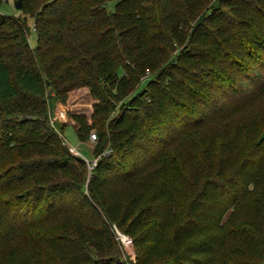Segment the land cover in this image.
<instances>
[{"label":"trees","instance_id":"obj_1","mask_svg":"<svg viewBox=\"0 0 264 264\" xmlns=\"http://www.w3.org/2000/svg\"><path fill=\"white\" fill-rule=\"evenodd\" d=\"M19 11L0 16V264H264V134L239 157L235 137L179 148L264 93V0H21ZM81 88L90 123L68 118L81 143L94 131L90 161L50 123L51 102ZM172 154L175 196L161 185L120 206L103 194ZM240 208L248 228H224ZM110 226L132 238L134 263ZM22 234L29 250L7 255Z\"/></svg>","mask_w":264,"mask_h":264},{"label":"rangeland","instance_id":"obj_2","mask_svg":"<svg viewBox=\"0 0 264 264\" xmlns=\"http://www.w3.org/2000/svg\"><path fill=\"white\" fill-rule=\"evenodd\" d=\"M16 0H0V16L7 18H18L20 11L14 8ZM108 9H112V4L108 5ZM28 27V44L30 48L35 45V35L32 29L31 19H27ZM94 101L90 97L86 88L76 89L67 95L66 102L62 105L58 102H51L52 108L50 111L51 120L50 123L54 125L56 131L60 133L62 140L67 148L77 150L84 160L90 161L92 158V150L95 143L85 141L81 143L75 133L74 127L71 124L68 116L71 114L83 115L88 123L92 114V105ZM62 112L63 117L58 116ZM65 125L61 130L59 127ZM94 131L92 130L91 133ZM90 133V134H91ZM221 135V136H216ZM264 134V93L260 94L256 99L249 103L240 104L233 108L222 117L220 120L200 130L196 136L187 138L182 142L179 147L184 152H189L190 148L196 146L195 139H206L210 136L215 137H226L227 140H231L234 137L237 138V142L234 144L233 149L236 157L246 150L247 147L255 144ZM79 156V157H80ZM181 161L176 159L172 154L165 160L164 166H154L148 173L140 178L127 183L113 184L105 187L103 194L110 197L111 200H116L120 203V206L125 204L131 197L142 193L145 195V200L150 196L161 185H167L172 195H176V189L179 187L182 174ZM151 185V186H150ZM243 209L228 211L222 220V226L226 229H245L248 228V218L244 215ZM251 225V224H250ZM111 233L114 242L118 244L122 256L126 261L134 263L135 253L132 238L127 237L131 244L122 247L115 239V230L118 231L114 226H110ZM119 232V231H118ZM120 233V232H119ZM121 234V233H120ZM33 245V240H32ZM38 246V245H37ZM31 247V238L22 234L18 239L13 248L8 251L7 255H12L15 251L19 254L25 252ZM14 249V250H13ZM235 250L234 246H230L223 250L218 257V262H224L229 259L232 252Z\"/></svg>","mask_w":264,"mask_h":264},{"label":"built area","instance_id":"obj_3","mask_svg":"<svg viewBox=\"0 0 264 264\" xmlns=\"http://www.w3.org/2000/svg\"><path fill=\"white\" fill-rule=\"evenodd\" d=\"M58 116L63 117L62 112H60ZM89 142L91 143L95 142V135L92 133L89 135ZM69 152L74 156H80V154L75 149L69 148ZM85 162L87 163L89 168H93L95 166V161H91V162L85 161ZM115 239L122 247H126L131 244V241L127 237L120 234L116 230H115Z\"/></svg>","mask_w":264,"mask_h":264},{"label":"water","instance_id":"obj_4","mask_svg":"<svg viewBox=\"0 0 264 264\" xmlns=\"http://www.w3.org/2000/svg\"><path fill=\"white\" fill-rule=\"evenodd\" d=\"M14 8L16 10H20L21 8V0H16L15 3H14Z\"/></svg>","mask_w":264,"mask_h":264}]
</instances>
